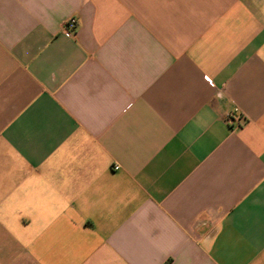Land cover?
<instances>
[{
	"label": "crops",
	"instance_id": "crops-1",
	"mask_svg": "<svg viewBox=\"0 0 264 264\" xmlns=\"http://www.w3.org/2000/svg\"><path fill=\"white\" fill-rule=\"evenodd\" d=\"M0 264H264V0H0Z\"/></svg>",
	"mask_w": 264,
	"mask_h": 264
},
{
	"label": "built area",
	"instance_id": "built-area-1",
	"mask_svg": "<svg viewBox=\"0 0 264 264\" xmlns=\"http://www.w3.org/2000/svg\"><path fill=\"white\" fill-rule=\"evenodd\" d=\"M75 24H76V20L74 18H70L66 22H64L63 30L65 32H68V31H70V30H72L74 28ZM235 113H236L235 116L238 119L239 116H240V113L237 110H235ZM228 118L232 120L233 117L230 115V116H228ZM114 169H117V167H114Z\"/></svg>",
	"mask_w": 264,
	"mask_h": 264
}]
</instances>
